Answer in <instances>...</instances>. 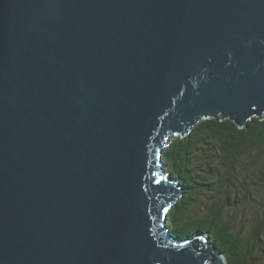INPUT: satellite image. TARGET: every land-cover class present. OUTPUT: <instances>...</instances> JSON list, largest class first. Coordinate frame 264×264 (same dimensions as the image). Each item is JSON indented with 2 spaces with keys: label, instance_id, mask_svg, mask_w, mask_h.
<instances>
[{
  "label": "water",
  "instance_id": "obj_1",
  "mask_svg": "<svg viewBox=\"0 0 264 264\" xmlns=\"http://www.w3.org/2000/svg\"><path fill=\"white\" fill-rule=\"evenodd\" d=\"M263 113L264 0H0V264H225L162 152Z\"/></svg>",
  "mask_w": 264,
  "mask_h": 264
},
{
  "label": "trees",
  "instance_id": "obj_2",
  "mask_svg": "<svg viewBox=\"0 0 264 264\" xmlns=\"http://www.w3.org/2000/svg\"><path fill=\"white\" fill-rule=\"evenodd\" d=\"M162 160L182 189L167 214L170 234L208 241L226 264H264V113L243 128L229 119L201 120L170 139ZM206 199V211L195 212ZM238 206L253 224L245 232L249 221L227 215Z\"/></svg>",
  "mask_w": 264,
  "mask_h": 264
},
{
  "label": "rangeland",
  "instance_id": "obj_3",
  "mask_svg": "<svg viewBox=\"0 0 264 264\" xmlns=\"http://www.w3.org/2000/svg\"><path fill=\"white\" fill-rule=\"evenodd\" d=\"M165 169L166 168L164 167V170ZM201 199L204 201L205 196H202ZM205 203H206V206H205ZM205 203H202L201 206H197V208L194 211L199 212V213H200V210L206 211L207 203H208L207 199H206ZM226 210L228 211V213H227L228 216L232 217L234 214H236V217L242 219V222H244L243 225H245V223L249 221V225H247V224L245 225V229L243 230V232H245L246 229H248L249 227H251V225H253V224H251L250 219H248V218L245 219L244 208H241L240 206H238L237 209L232 207L231 209H226ZM260 215H261V213H260ZM225 264H226V262H225Z\"/></svg>",
  "mask_w": 264,
  "mask_h": 264
}]
</instances>
